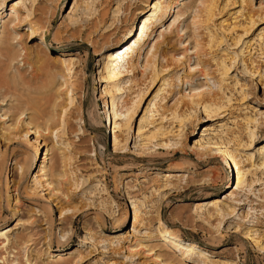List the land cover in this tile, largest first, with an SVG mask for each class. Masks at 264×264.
Listing matches in <instances>:
<instances>
[{
	"label": "rangeland",
	"instance_id": "374dc122",
	"mask_svg": "<svg viewBox=\"0 0 264 264\" xmlns=\"http://www.w3.org/2000/svg\"><path fill=\"white\" fill-rule=\"evenodd\" d=\"M0 2V264H264V0Z\"/></svg>",
	"mask_w": 264,
	"mask_h": 264
},
{
	"label": "bare ground",
	"instance_id": "6f19581e",
	"mask_svg": "<svg viewBox=\"0 0 264 264\" xmlns=\"http://www.w3.org/2000/svg\"><path fill=\"white\" fill-rule=\"evenodd\" d=\"M14 1H16L15 3H13L11 6H10V14H9V24H10V27H12L11 28V30H15L14 28H16V26H18V22L20 23L21 22V18L20 17H22V13H21V10L22 9H25V10H27V11H30V10H33L32 12H35V10L38 8V5H39V3H40V1L41 0H31V8H29V7H27L26 6V3H27V1H30V0H14ZM2 3L0 2V5H1ZM20 5H22L23 6V8H21V7H19ZM25 5V6H24ZM171 4H167V2H160V3H156L155 5H154V7H153V13L151 14V16L154 18L155 17V15H156V17L153 19L154 21H158V20H162L166 15H168L169 13H170V9H171ZM168 10H169V12H168ZM181 15H178V14H176V17H175V21L180 17ZM163 17V18H162ZM27 19H29V18H27ZM25 20H26V18H25ZM8 27V26H7ZM9 28V27H8ZM30 28H31V30L34 32H36V30L35 29H37V27L36 26H34V25H30ZM35 28V29H34ZM151 32L152 31H150V33L149 34H151ZM149 34H147V30L145 31L144 30V26L143 27H141V29H140V31H139V37H138V39H137V43H136V45H135V47H137V49H138V46H139V43L143 40V36H146V35H149ZM43 38H44V35L42 36ZM147 40V38H145V40L144 41H146ZM66 42H63V41H60V45H64ZM196 49V48H195ZM137 64V67H138V63H136ZM66 67V66H65ZM143 67H146V65L144 64L143 65ZM134 101V100H133ZM133 107V106H132ZM131 108V107H130ZM136 109H137V107L136 108H131V109H127V111H130L131 112V116H130V118L132 117V116H134L135 115V112H136ZM115 113V112H114ZM23 114V113H22ZM115 115V114H114ZM22 116V115H21ZM62 116H64V115H62ZM64 118V117H63ZM116 119H118V118H116ZM64 120V119H63ZM62 120V121H63ZM42 128V127H41ZM35 129H37V128H35ZM43 131V130H42ZM34 134H36V133H38V131H34L33 132ZM35 155H36V153L35 154H33V160H34V158H35ZM26 169V168H25ZM27 171H28V168H27ZM166 178H170L171 176H173V174H171V172H166ZM170 187V186H169ZM20 202V200H19V198L17 197V196H15V202H14V204L13 205H16L17 203H19ZM201 204H203V203H200V204H197L198 206H201ZM209 205V204H208ZM16 210H17V207H14ZM7 233V232H6ZM5 233H2V235H4ZM163 236V235H162ZM160 241H159V243H157L156 245V247H159V249H165V250H168V251H173L171 248V245L169 244V243H167V241L165 240V238H160L159 239ZM192 246H193V244H191ZM191 245H189V244H187L186 246V255H189V252L191 251ZM175 251V250H174ZM173 253V252H172ZM165 258V257H164Z\"/></svg>",
	"mask_w": 264,
	"mask_h": 264
}]
</instances>
